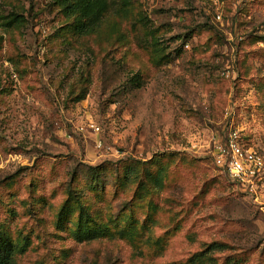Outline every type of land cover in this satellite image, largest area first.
I'll return each mask as SVG.
<instances>
[{"label": "rangeland", "instance_id": "rangeland-1", "mask_svg": "<svg viewBox=\"0 0 264 264\" xmlns=\"http://www.w3.org/2000/svg\"><path fill=\"white\" fill-rule=\"evenodd\" d=\"M0 0V235L17 264H264V0ZM91 6L90 15L83 10ZM80 22L94 31L77 33Z\"/></svg>", "mask_w": 264, "mask_h": 264}, {"label": "built area", "instance_id": "built-area-1", "mask_svg": "<svg viewBox=\"0 0 264 264\" xmlns=\"http://www.w3.org/2000/svg\"><path fill=\"white\" fill-rule=\"evenodd\" d=\"M215 163L243 192L257 199L264 188V153L246 147L237 132L214 150Z\"/></svg>", "mask_w": 264, "mask_h": 264}, {"label": "trees", "instance_id": "trees-1", "mask_svg": "<svg viewBox=\"0 0 264 264\" xmlns=\"http://www.w3.org/2000/svg\"><path fill=\"white\" fill-rule=\"evenodd\" d=\"M62 1L64 9L67 14H72L74 12L75 3H77L78 0H59ZM78 4V3H77ZM90 4L95 8V10H100L103 6L102 0H91ZM91 6L88 5L87 8L83 10L85 15H90L93 12L91 11ZM94 26H92L91 23L87 22H80L77 27L76 31L79 34L82 35H88L94 31ZM225 244L221 243H211L207 245L200 253L193 255L190 257L185 264H218L216 258H214V254L218 252H222L226 249ZM0 264H17L16 258H15V250L8 238H3V236L0 235ZM221 264H241L239 261H236L232 258H227L225 261H223Z\"/></svg>", "mask_w": 264, "mask_h": 264}]
</instances>
